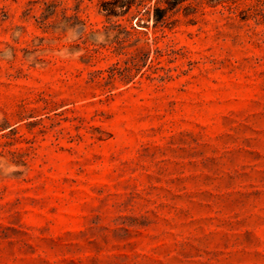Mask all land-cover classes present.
<instances>
[{"label": "rangeland", "instance_id": "rangeland-1", "mask_svg": "<svg viewBox=\"0 0 264 264\" xmlns=\"http://www.w3.org/2000/svg\"><path fill=\"white\" fill-rule=\"evenodd\" d=\"M104 1L0 0V264H264V0Z\"/></svg>", "mask_w": 264, "mask_h": 264}, {"label": "trees", "instance_id": "trees-1", "mask_svg": "<svg viewBox=\"0 0 264 264\" xmlns=\"http://www.w3.org/2000/svg\"><path fill=\"white\" fill-rule=\"evenodd\" d=\"M153 1V4H150ZM188 0H106L100 3V8L106 18H127L132 24L131 29L144 27L145 21L152 20L154 28H168L170 18L178 12L180 6ZM148 51L140 49L127 60L134 66L145 65Z\"/></svg>", "mask_w": 264, "mask_h": 264}]
</instances>
